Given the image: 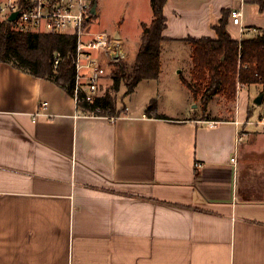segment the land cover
<instances>
[{
    "label": "crops",
    "instance_id": "crops-1",
    "mask_svg": "<svg viewBox=\"0 0 264 264\" xmlns=\"http://www.w3.org/2000/svg\"><path fill=\"white\" fill-rule=\"evenodd\" d=\"M142 2L141 27L153 19ZM237 9L233 39L264 30L251 0L167 1L157 81L184 89L151 114L147 100L81 115L54 82L0 63V264H264V127L243 124L237 143L235 123L264 116L250 90L263 86L242 89L230 114L214 111V97L203 119L181 80L192 67L186 40L216 39L212 25Z\"/></svg>",
    "mask_w": 264,
    "mask_h": 264
},
{
    "label": "trees",
    "instance_id": "trees-1",
    "mask_svg": "<svg viewBox=\"0 0 264 264\" xmlns=\"http://www.w3.org/2000/svg\"><path fill=\"white\" fill-rule=\"evenodd\" d=\"M168 0H151L153 19L142 24V38L132 69L115 75L113 87L120 89L121 80L126 81V95L132 94L143 80H158L161 75V55L166 43L167 17L164 7ZM264 9V0H251ZM230 11H223L218 24L212 25L217 38L206 36L188 38L192 47L191 78L183 75L181 80L195 99H201L203 119L216 96L236 102L238 84L262 85L264 93V30L254 27L252 35H245L240 41L233 39L227 30ZM75 35H60L21 31L14 22L0 19V63L13 67L38 78L54 82L70 95L74 93L75 70L72 54L75 51ZM66 57L56 70L54 55ZM116 99L109 92L98 97L93 104L81 103V107L98 116L114 115ZM156 108V106H155ZM147 108L151 114L156 109ZM253 108L250 109V115ZM161 118V116H158Z\"/></svg>",
    "mask_w": 264,
    "mask_h": 264
},
{
    "label": "built area",
    "instance_id": "built-area-1",
    "mask_svg": "<svg viewBox=\"0 0 264 264\" xmlns=\"http://www.w3.org/2000/svg\"><path fill=\"white\" fill-rule=\"evenodd\" d=\"M98 0H0V16L4 20L18 13L16 27L21 31L48 34L75 35V51L72 54L75 83L73 97L81 115L95 113L81 107V103L93 104L105 94L107 79L116 71V64L126 56L122 43L117 35L107 31L92 32L85 29L87 22L96 14L92 13ZM242 10H232L230 17L235 25L242 26ZM254 33V31H252ZM66 57L55 54L53 63L57 70ZM245 88L238 84V94ZM48 103L45 102L44 106ZM38 111L35 116L41 115ZM114 119V118H112ZM237 127V143L244 140L243 124L264 127V116L257 120L235 121ZM215 124V123H212ZM237 166L238 158H232Z\"/></svg>",
    "mask_w": 264,
    "mask_h": 264
},
{
    "label": "rangeland",
    "instance_id": "rangeland-1",
    "mask_svg": "<svg viewBox=\"0 0 264 264\" xmlns=\"http://www.w3.org/2000/svg\"><path fill=\"white\" fill-rule=\"evenodd\" d=\"M97 10L99 13L94 15L89 22H87L85 29L92 32L107 31L113 35L121 34L125 40L123 51H126V56L116 64V68L114 70L116 72L112 74L109 79H107L105 86V93L109 92L112 97L116 99V111L113 113L115 115L124 114V111H128L125 107L133 109L140 108L147 100L150 101L149 106L153 104L154 108L156 106L155 109H157L159 102H165L166 95H168L171 99H173L174 96H182L183 94L181 91L184 89V86L181 84V81H175L174 79L168 78H164L161 83L157 80H146L142 82L137 89H135L136 91L134 94L126 95L127 88L125 80H121L119 90L114 89V76L120 75L119 73L122 70L123 73L129 72L135 63L141 43L140 39L142 30V27L137 22V19L139 16L145 17V4H143L142 0H98ZM0 19H2L1 16ZM190 63H192V56ZM185 74L186 77L190 79L191 69L190 73L188 71ZM260 89L261 88L257 86H251L250 90L252 96H256L257 98L262 95L263 93H259ZM219 99L214 102V111L217 113L221 111L225 114L232 113L235 107V105L232 106V103L235 102H226L223 97V100L221 98ZM179 101H181V98L180 100L176 99V102ZM194 101V104H197V108H195L196 110H194L192 116L200 114L203 117L201 99L194 98ZM254 103L252 104L254 105ZM260 108H262V111H257L256 118H259L260 114L264 112V103ZM209 115L210 114L207 115L206 119L209 118Z\"/></svg>",
    "mask_w": 264,
    "mask_h": 264
},
{
    "label": "water",
    "instance_id": "water-1",
    "mask_svg": "<svg viewBox=\"0 0 264 264\" xmlns=\"http://www.w3.org/2000/svg\"><path fill=\"white\" fill-rule=\"evenodd\" d=\"M97 12H98V10H97V4H96L95 7H94L93 10H92V13H93V14H97ZM17 16H18V13H17V12L14 13V14L9 18V21H11V22H12V21H15L16 18H17ZM117 37H118V35H117ZM263 99H264V94L260 95V96L255 100V103L258 104V105H260V104H262Z\"/></svg>",
    "mask_w": 264,
    "mask_h": 264
}]
</instances>
